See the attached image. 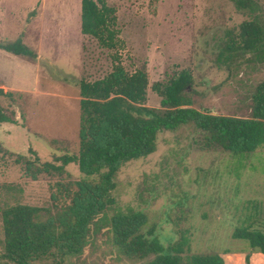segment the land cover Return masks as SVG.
Listing matches in <instances>:
<instances>
[{
  "label": "rangeland",
  "instance_id": "374dc122",
  "mask_svg": "<svg viewBox=\"0 0 264 264\" xmlns=\"http://www.w3.org/2000/svg\"><path fill=\"white\" fill-rule=\"evenodd\" d=\"M252 1L254 10H237L230 0H105L118 31L116 46L108 49L80 32V0H0V40L19 37L35 53L29 59L0 49V111L13 120L0 123V252L5 207L26 204L46 217L69 201L63 187L74 189L82 176L74 162L30 179L17 155L59 164L62 153H76L79 94L72 79L100 78L114 53L125 72L146 73L147 106H159L152 83L186 68L192 78L188 106L248 117L264 60L226 69L215 56L226 32L236 33L241 22L264 26V0ZM112 181L113 203L90 222L81 252L31 264H144L152 255L128 258L114 248L113 212L141 211V232L153 226L162 245L182 230L187 252L219 253L225 264H245L252 252L244 239L230 236L234 227L264 232V145L237 154L203 147L200 130L184 123L157 131L154 150L124 162Z\"/></svg>",
  "mask_w": 264,
  "mask_h": 264
},
{
  "label": "trees",
  "instance_id": "16d2710c",
  "mask_svg": "<svg viewBox=\"0 0 264 264\" xmlns=\"http://www.w3.org/2000/svg\"><path fill=\"white\" fill-rule=\"evenodd\" d=\"M230 1L237 10H254L256 6L252 0ZM79 17L82 34L93 37L102 47L116 46L114 9L105 0H80ZM0 49L35 58V53L19 37L0 40ZM112 59L111 69L100 78L72 79L79 94L76 153H62L55 159L60 160L59 164L40 161L35 155L31 159L17 155L23 173L30 179L41 173L62 172L69 162L76 164L82 176L75 181L74 189L63 187L69 201L59 214L43 217L38 207L26 204H14L2 210L3 264H31L43 258L59 259L80 253L90 222L113 203L109 192L114 187L115 171L124 162L152 152L159 130H173L180 124L191 123L200 130L203 147H220L233 154L247 153L264 145V79L255 86L248 117L211 114L188 106L186 92L192 78L186 68L173 69L166 79L152 83V90L159 97V106L152 107L145 105L146 73L140 69L127 73L116 53ZM215 60L226 69L242 61L263 62L264 26L254 19L241 22L236 33L227 31L218 45ZM12 121L0 111V123ZM108 223L116 251L134 259L152 255L144 264H224L219 253L187 252L189 238L182 230L166 245L159 242L153 226L142 233L146 217L141 211L113 212ZM230 236L244 239L251 251L264 255L263 231L237 226ZM243 260L248 264V254Z\"/></svg>",
  "mask_w": 264,
  "mask_h": 264
},
{
  "label": "crops",
  "instance_id": "0c3cea01",
  "mask_svg": "<svg viewBox=\"0 0 264 264\" xmlns=\"http://www.w3.org/2000/svg\"><path fill=\"white\" fill-rule=\"evenodd\" d=\"M258 253H254L253 251L250 252L249 257H248L249 264H264V255L260 253L261 255H263V256H261Z\"/></svg>",
  "mask_w": 264,
  "mask_h": 264
}]
</instances>
